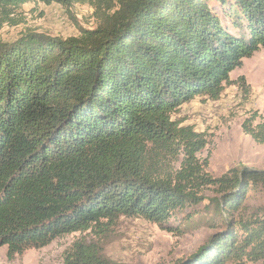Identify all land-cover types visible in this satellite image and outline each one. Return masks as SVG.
Listing matches in <instances>:
<instances>
[{"label":"trees","instance_id":"16d2710c","mask_svg":"<svg viewBox=\"0 0 264 264\" xmlns=\"http://www.w3.org/2000/svg\"><path fill=\"white\" fill-rule=\"evenodd\" d=\"M31 1L73 0H0V30L17 25L14 13ZM74 1L92 8L94 28L66 39L27 33L0 41L7 259L126 217L178 236L222 229L176 264L264 261V215L242 216L244 202L264 188V170L213 178L198 157L205 135L171 120L197 97L217 100L230 74L264 49V0ZM254 121L243 122V133L264 145V118ZM170 159L176 169H165ZM209 190L215 197L206 198ZM63 264L108 263L95 245L75 242Z\"/></svg>","mask_w":264,"mask_h":264},{"label":"rangeland","instance_id":"374dc122","mask_svg":"<svg viewBox=\"0 0 264 264\" xmlns=\"http://www.w3.org/2000/svg\"><path fill=\"white\" fill-rule=\"evenodd\" d=\"M92 15V8L79 1H71L67 7L57 3L27 2L14 13L19 23L5 25L0 30V41L13 43L27 33L63 39L77 36L80 29L95 27ZM253 117L254 124L264 118L262 48L252 57L244 59L242 66L230 74V83L217 100L197 97L172 113L171 120L180 127L189 126L205 135L207 144L198 157L207 159L208 173L213 178H219L233 168L264 170V145L254 142L242 130L243 122ZM172 168L176 169L177 165L170 159L165 162V169ZM205 196L213 198L215 194L209 190ZM207 204L208 201H204L191 212L202 211ZM210 214L213 216L212 212ZM201 215L205 213H195L194 217ZM263 215L264 188L260 187L244 202L242 216ZM182 216V213H178L176 218L171 219L174 228H178V220ZM222 232V229L200 226L178 236L142 219L118 217L84 233L58 237L48 246L26 251L10 261L7 259V248L1 247L0 264H63L64 254L75 242L95 245L108 264H176L197 256L199 249L207 246L212 236ZM253 264H264V261Z\"/></svg>","mask_w":264,"mask_h":264}]
</instances>
